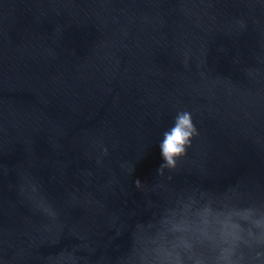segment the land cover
<instances>
[{"label": "water", "instance_id": "1", "mask_svg": "<svg viewBox=\"0 0 264 264\" xmlns=\"http://www.w3.org/2000/svg\"><path fill=\"white\" fill-rule=\"evenodd\" d=\"M182 111L198 135L160 173ZM246 208L264 216V0H0V264H218Z\"/></svg>", "mask_w": 264, "mask_h": 264}, {"label": "clouds", "instance_id": "2", "mask_svg": "<svg viewBox=\"0 0 264 264\" xmlns=\"http://www.w3.org/2000/svg\"><path fill=\"white\" fill-rule=\"evenodd\" d=\"M196 135L198 132L191 113H177L174 125L163 133L160 150L164 163L158 171L162 173L165 167L176 168L177 159L186 155L187 148L191 146L192 138ZM104 152L106 153L107 149H104ZM135 183L140 185L139 180ZM219 225L226 246L221 249L218 264H243L245 255L243 251H238L241 245L248 248L264 247V216H256L250 208L229 212L219 220ZM261 255L264 254L257 252L256 258L259 259ZM175 261L179 264V257H176ZM197 264L200 262L197 261Z\"/></svg>", "mask_w": 264, "mask_h": 264}]
</instances>
